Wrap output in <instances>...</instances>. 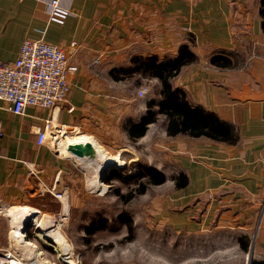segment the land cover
I'll use <instances>...</instances> for the list:
<instances>
[{
	"label": "crops",
	"instance_id": "1",
	"mask_svg": "<svg viewBox=\"0 0 264 264\" xmlns=\"http://www.w3.org/2000/svg\"><path fill=\"white\" fill-rule=\"evenodd\" d=\"M50 1L0 0V64L14 62L25 40L42 39L68 49L78 68L69 76L68 101L54 109L28 107L17 115L0 100V247H13L18 232L11 210L32 209L37 220L55 217L52 208L65 214L73 192L67 178L79 165H92L63 151L60 141L55 151L50 140L39 145L46 122L134 161L135 146L154 124L137 141L130 128L146 117L150 98L114 76L131 70L135 58H176L188 46L198 61L182 70L175 87L238 137L235 143L168 137L164 127L176 168L189 180L177 191L207 198L200 220L181 223L189 225L186 234L207 235L212 248L223 243L231 250L207 264H264V0H58L69 12L63 22L51 20ZM220 54L231 67L212 65Z\"/></svg>",
	"mask_w": 264,
	"mask_h": 264
},
{
	"label": "rangeland",
	"instance_id": "2",
	"mask_svg": "<svg viewBox=\"0 0 264 264\" xmlns=\"http://www.w3.org/2000/svg\"><path fill=\"white\" fill-rule=\"evenodd\" d=\"M146 81V86L139 88L138 94L143 91V97L153 99L156 82ZM128 83L125 87L135 86L134 81ZM161 120L154 124L151 136L135 146L134 161L121 158L126 169H110L107 174L110 182L103 183V191L92 188L98 163L81 164L67 178L73 191L70 197L67 194V219L63 220L60 207L47 210L55 216L52 218L60 225L61 232L72 246L71 258L76 264H207L211 259H223L231 251L223 243L212 248L207 235L198 236L193 231L189 235L184 231H189V225L183 226L181 222L185 221L182 220H200L206 212L207 198H200L201 201L185 199L183 193L176 190L172 177L177 176L175 174H179V170L171 154L173 147L167 145L169 142ZM137 164L153 165L169 180L164 185L150 187L145 194L136 196L126 204L114 192L120 189L127 193L134 188L135 181L129 178ZM192 205L198 209L191 210ZM124 213L133 220L132 240L126 239L127 226L118 222L119 216ZM102 219L108 221L105 227L88 231L92 222ZM40 220L43 219L40 217ZM36 231V225L30 226L27 236L43 253V259L49 264H66L59 252L36 237ZM26 252L33 262L41 264L31 251Z\"/></svg>",
	"mask_w": 264,
	"mask_h": 264
},
{
	"label": "trees",
	"instance_id": "3",
	"mask_svg": "<svg viewBox=\"0 0 264 264\" xmlns=\"http://www.w3.org/2000/svg\"><path fill=\"white\" fill-rule=\"evenodd\" d=\"M262 15L264 17V2ZM264 30V23H263ZM227 55V54H225ZM224 54L217 55L212 65L219 68H229L232 60ZM198 57L190 47L182 46L176 58L159 59L157 56L149 58H135L131 70L119 71L120 75L114 76L116 81H134L136 87L146 86V80H155V97L150 98L149 110L141 124L130 128V136L135 139L143 138L150 125L163 122L168 137L187 136L190 138H209L220 142L235 143L237 135L235 130L217 115L204 110L201 107L193 106L184 91L174 86V80L180 75L182 69L193 65ZM159 87V89H158ZM126 169V168H125ZM135 171L130 174L129 179L135 181L134 188L123 193L120 189L114 194L124 203H129L138 195L145 194L150 187L161 186L168 182L169 178L161 170L153 165L137 164ZM133 170V169H132ZM105 177L104 182H110ZM176 190L185 189L189 180L185 174L172 177ZM119 223L127 226V240H132L134 235L133 220L126 213L119 216ZM108 221L102 219L90 224L88 231L105 227ZM245 247V246H243Z\"/></svg>",
	"mask_w": 264,
	"mask_h": 264
},
{
	"label": "built area",
	"instance_id": "4",
	"mask_svg": "<svg viewBox=\"0 0 264 264\" xmlns=\"http://www.w3.org/2000/svg\"><path fill=\"white\" fill-rule=\"evenodd\" d=\"M50 18L63 22L69 12L60 7L58 0H51ZM71 44L70 48H76ZM71 52L61 46L42 39H27L23 42L18 58L12 63L0 64V100L8 103L17 115L25 109L34 107L51 110L68 101L72 86L70 74L78 68L70 64ZM140 97L144 92L139 93ZM59 134L67 137L68 131L55 128L51 120L38 132V143L49 146V140L58 146ZM0 264H37L27 252L9 246L0 247Z\"/></svg>",
	"mask_w": 264,
	"mask_h": 264
},
{
	"label": "bare ground",
	"instance_id": "5",
	"mask_svg": "<svg viewBox=\"0 0 264 264\" xmlns=\"http://www.w3.org/2000/svg\"><path fill=\"white\" fill-rule=\"evenodd\" d=\"M60 137V144L62 145L61 148H68L66 146L68 145H78V144H87L91 143L95 147L97 151V159L93 162L88 161L89 164H93L96 161L98 162L97 165V171L95 174V184L93 183V188L98 191H103V184L101 182V173H103L104 169L108 165H116L118 167H122L123 163L119 160V157H114L107 153L103 148L100 146H97L93 140L91 141L87 137H73V136H63L59 134ZM66 149H63L66 150ZM68 152V151H67ZM88 160V159H87ZM80 162V161H79ZM103 169V170H102ZM68 204H67V210L65 211V214H62L63 220L67 219V212H68ZM11 212L15 213L18 217H16V220H14L17 223V230L18 232H14V237L12 239V246L18 250V251H31L34 257H36L39 260V263L41 264H49L47 261H45L42 257V252L32 244L28 239V230L29 227L32 225H36L37 231H36V237L42 241L43 243L52 246L57 252H59V256L64 260L66 264H76L74 260L71 258L72 254V246L66 239V237L63 235V233L60 230V225L53 219V218H44L43 220L37 221V211H34L29 208H22V209H13ZM35 215V216H34ZM34 216V217H33ZM35 218L34 220H31ZM25 219V220H23ZM23 221V222H22ZM23 223V224H22ZM22 224V226H21ZM26 250V251H25ZM31 258V257H30Z\"/></svg>",
	"mask_w": 264,
	"mask_h": 264
},
{
	"label": "water",
	"instance_id": "6",
	"mask_svg": "<svg viewBox=\"0 0 264 264\" xmlns=\"http://www.w3.org/2000/svg\"><path fill=\"white\" fill-rule=\"evenodd\" d=\"M51 148L55 151L57 149V146L55 143L51 144ZM68 151L75 157L80 158V159H88L91 161H95L97 159V151L95 149V147L93 146V144L91 143H87V144H78V145H69L68 146ZM116 167L118 169H125L126 168V164L120 168L116 165H108L106 166V168L104 169L102 176H101V182L104 183V179L107 176V174L109 173L110 169Z\"/></svg>",
	"mask_w": 264,
	"mask_h": 264
}]
</instances>
